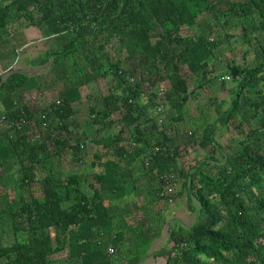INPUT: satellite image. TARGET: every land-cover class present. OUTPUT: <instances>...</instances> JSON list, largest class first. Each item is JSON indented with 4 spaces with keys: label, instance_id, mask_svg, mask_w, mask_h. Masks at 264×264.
Listing matches in <instances>:
<instances>
[{
    "label": "trees",
    "instance_id": "obj_1",
    "mask_svg": "<svg viewBox=\"0 0 264 264\" xmlns=\"http://www.w3.org/2000/svg\"><path fill=\"white\" fill-rule=\"evenodd\" d=\"M31 26L57 47L27 63L48 64L54 75L70 59L75 70L35 99L24 96L32 77L22 69L0 80V119L24 120L19 130L0 125V186L17 173L26 192L10 198V191L17 208L0 211L14 232L10 245L0 242V264H58L65 250L74 264L91 248L81 226L93 219L100 193L89 184V195L77 174L61 171L63 162L81 165L87 143L111 150L122 169L137 166L156 179L160 212L168 203L157 173L182 174L197 219L170 226L168 245L155 251L163 264H264V0H0L2 42L13 50L12 34ZM210 36L228 54L217 57ZM233 46L244 47L242 62ZM217 72L236 81V91L214 121L203 115L198 123L202 109L189 115L190 98L208 91ZM74 89L84 91V125L67 96ZM98 96L100 106L92 101ZM221 128L235 135L224 146L216 139ZM149 246H135L137 260Z\"/></svg>",
    "mask_w": 264,
    "mask_h": 264
},
{
    "label": "crops",
    "instance_id": "obj_2",
    "mask_svg": "<svg viewBox=\"0 0 264 264\" xmlns=\"http://www.w3.org/2000/svg\"><path fill=\"white\" fill-rule=\"evenodd\" d=\"M13 35H15V38H12V42L19 48L32 42L35 38L37 42H44V44H47L38 47V51L32 56L28 58L24 57L21 64V68H23L22 72L32 77V85L30 82L28 83L23 92L24 96L28 98L33 94V96L39 97L42 91L51 88L56 81H54L55 79L52 77L53 74L48 64L45 66H33L34 69H31L30 67L32 66L27 63V60L37 58L46 52L54 51L56 48L52 45L51 41L53 40V42H55V40L52 37V40H49L50 38L43 39L40 34V29L33 26L20 29ZM219 42L220 44L215 47L214 51L227 52L228 48L226 44L222 41ZM6 55L5 53V56ZM6 58L7 59H5L4 54L1 53L0 73L11 69L7 63L9 55H7ZM73 70H75L74 67H72V72H74ZM222 76L225 78L224 80H221ZM227 77V74L217 72L216 78L209 84L210 89L208 91L205 92L203 89L197 90L192 98H190L188 104L189 115H194L198 110L199 105L195 107L194 111L190 109V105L199 100L201 94L202 96L208 95V99H210L219 110L226 109L237 87L236 81L227 79ZM83 93L84 91H77V89H74L67 96L74 109H78V111L81 112L78 121L80 124L83 123L84 125L88 120V116L84 106L86 103H84L82 97ZM217 94L223 96L218 97ZM92 101L100 106L102 98L98 96L92 99ZM222 102H226V105L223 109H220L219 106ZM195 121L202 123V121L198 119H195ZM74 127V131H81L79 127ZM83 148H85V146ZM201 153H203L202 158H204L206 153L203 150L198 151L196 155L198 156ZM83 159L84 161H82L81 165L74 168H70L68 162H63L64 165L61 171H63L65 175L77 174L89 195L94 193V191H92L93 189L91 190L89 187V184H93L94 189L100 193L101 201H98L95 205L93 219L89 220L87 225L81 226V236L83 238L81 241L82 243L89 244L91 248L88 247V249L82 251L79 256L77 255V257H74V264H150L151 261L161 257L155 256V251L158 250L157 247H159V243H161L160 248H162L169 242L168 231H170V226L176 228L180 226H190L185 225L183 221L185 222L184 219L188 218L192 211L195 213V207L193 205L196 203L190 200V197L183 187L184 178L178 171L173 172L175 175L174 188L175 185L176 188L179 187V190L176 191L175 203L165 208L163 206L164 209L160 212L162 206L154 203V200L152 201L153 197H155L158 192L159 183L156 179L142 172L137 166L133 168L132 171L122 169L120 164L117 165L115 157L111 155V150L106 151L99 144L90 145L87 143L86 153H83ZM56 161L55 159L54 164H57L55 163ZM49 166L51 167V165ZM19 180V175L13 173V176L6 180L8 184L5 186L8 188L0 186V211L7 212L10 209L17 208L15 202H13L14 204L8 203L10 191L12 193L10 198L14 196H26L25 190L19 189L16 185ZM115 181L120 182L121 188L118 190H115ZM184 198L187 200L185 204H183ZM170 211L174 214L171 218H169ZM161 218L165 223L161 224L159 222ZM126 231H129L128 234H126ZM13 241V220H11L9 215H4L0 217V242L3 245H10ZM103 242L107 245L114 246L115 253L113 255H108L107 252H94V249L102 247ZM143 243H150V246L145 253L141 255L140 259L137 260L138 255L134 253L135 246ZM69 256V250H65L57 254L54 259L58 264H68L70 261L71 263L73 261L70 260Z\"/></svg>",
    "mask_w": 264,
    "mask_h": 264
},
{
    "label": "rangeland",
    "instance_id": "obj_3",
    "mask_svg": "<svg viewBox=\"0 0 264 264\" xmlns=\"http://www.w3.org/2000/svg\"><path fill=\"white\" fill-rule=\"evenodd\" d=\"M40 34L42 35L43 39H45V38L49 39L48 38L49 36H46V33H45L44 29L40 30ZM13 37L15 38V35L12 34V38ZM210 37H211L210 39H213V42L218 41L217 44H220L219 40H216L215 36H210ZM49 40H52V39L50 38ZM51 43H52V45H54L55 48L57 47L56 41L53 42V40H52ZM44 45H47V44L46 43L44 44V42H37V40L35 38V40H33L32 42H29L28 44H26L22 48H19L18 46L16 47L14 45L13 50H12V44L10 42H2L0 40V55H1V53H3L5 59H7L6 56L9 55L7 63H8V66H10L13 70L23 69V68H21V64H22L23 58L24 57L28 58L29 56H32L35 52L38 51V47H41V46H44ZM233 49H234L233 52H235V55L238 58V61L242 62L241 53H242L244 47L233 46ZM110 50H111V48H110ZM5 53L7 54L6 56H5ZM224 53L226 54L227 52L217 51L216 55L217 56H222V55H224ZM112 54H113V52H112ZM251 56L252 55L249 54L247 56V58L250 59ZM219 63H222V62H219ZM30 68L34 69L33 67H30ZM25 69H28V68H25ZM55 73H56V75H55ZM55 73H54V75L52 77H53V79L55 78L56 80L59 79L58 77H60V79H61V77L65 76L66 74H72L71 60L69 59V61H65L62 65L57 67L55 69ZM32 95L33 94H31L30 96H32ZM217 96L219 97V96H223V95L217 94ZM198 105H199V107H201L202 112L199 113V116H198L197 119L201 120V121H202L203 115H204L205 118L207 119V121L211 123L222 112V110H219L218 108H216V106H212L210 99H208V95L207 96L206 95L202 96V94H201L199 100H197L196 102H194L193 104L190 105V107H191L190 109L192 111H194L195 107H197ZM195 115L196 116L198 115L197 111L195 112ZM231 137H235V135L233 134V131L232 130L228 131L226 128H221V130L219 129L218 133L216 134L217 141L223 146L226 145L227 143H229ZM221 154H222V151H221ZM198 157L202 158L203 157V153L199 154ZM216 159H220V154L219 153L216 155ZM175 188H176V185H175ZM178 190H179V187H177L175 189V191H178ZM174 203L170 204V206L173 205ZM185 203H187V200H185V198H184L183 204H185ZM191 205H193V204H191ZM193 206L195 207V209L198 208L196 204L193 205ZM171 211H172V209H171ZM195 213L192 211L191 214H189V217L184 219L185 222L183 221V223L185 225L193 224L196 221V219H197V216H196L197 213L196 214ZM172 215H174V214H172V212L169 213V218H171ZM167 245H168V242H167ZM158 246L159 247H157V249H159L161 247V243H159ZM163 258L164 257H159L158 259L151 261L150 264H152V263L153 264H163L164 263Z\"/></svg>",
    "mask_w": 264,
    "mask_h": 264
},
{
    "label": "built area",
    "instance_id": "obj_4",
    "mask_svg": "<svg viewBox=\"0 0 264 264\" xmlns=\"http://www.w3.org/2000/svg\"><path fill=\"white\" fill-rule=\"evenodd\" d=\"M10 70V69H9ZM9 70H6L4 72L0 73V80L7 75V73L9 72ZM225 78H221V80H224ZM227 79H229L227 77ZM132 80V79H131ZM162 94V91L159 92V95ZM31 99H35V96H29ZM156 113L159 114L157 121L159 125H162L164 120H165V116H164V104L159 101V104L156 108ZM0 125L1 127L5 128V129H21L24 125V120L20 119V120H13V121H7L4 117H1L0 119ZM159 148H156V150H158ZM148 165V164H146ZM158 175V179L162 184V188L159 191V197L161 198H165L167 199V203L168 205L172 204L175 202V197H176V191L174 188V182H175V175L173 173H157ZM107 253L108 255H113L115 253V248L112 245H108L107 247Z\"/></svg>",
    "mask_w": 264,
    "mask_h": 264
}]
</instances>
